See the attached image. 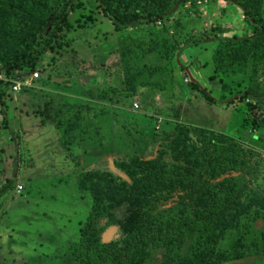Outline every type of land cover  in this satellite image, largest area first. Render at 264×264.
Listing matches in <instances>:
<instances>
[{
	"label": "rangeland",
	"instance_id": "1",
	"mask_svg": "<svg viewBox=\"0 0 264 264\" xmlns=\"http://www.w3.org/2000/svg\"><path fill=\"white\" fill-rule=\"evenodd\" d=\"M68 20L27 87L14 92L1 79L0 186L8 188L0 197V264H74L67 242L78 240L91 204L78 173L99 168L127 179L116 162L155 156L163 132L178 124L253 149L262 166L253 185L264 190V110L248 107L264 103V58L247 62L236 40L230 48L205 40L250 36L240 5L187 1L162 18L121 25L103 13L102 0H81ZM258 42L264 51V39ZM125 210L112 212L123 218ZM107 220L98 218L103 242L121 232ZM251 225L260 237L264 219ZM234 238L226 234L220 245ZM162 255L152 249L147 264H160ZM221 264H264V254Z\"/></svg>",
	"mask_w": 264,
	"mask_h": 264
},
{
	"label": "trees",
	"instance_id": "2",
	"mask_svg": "<svg viewBox=\"0 0 264 264\" xmlns=\"http://www.w3.org/2000/svg\"><path fill=\"white\" fill-rule=\"evenodd\" d=\"M196 0H102L103 13L114 23L129 25L162 18L179 5ZM238 4L253 25L250 36L213 37L230 48L239 44L245 60L259 62L264 51V0H228ZM81 0H0V61L8 76L33 71L58 32L71 27L69 13ZM139 39V44H141ZM195 44V43H194ZM184 45L182 48L187 46ZM1 69V68H0ZM2 80L0 79V97ZM249 110H264L254 101ZM256 114V113H255ZM254 151L228 134L178 124L163 132L155 156L129 155L116 164L127 176L91 168L77 175L78 187L91 194L90 211L78 240H69L66 251L74 264H147L154 248H162L160 264H221L264 254V231L259 237L251 222L264 219V190L253 181L262 170ZM167 156V157H166ZM7 185L0 186V197ZM126 205L123 218L112 209ZM120 227V236L101 241L103 226ZM235 233L228 246L220 242Z\"/></svg>",
	"mask_w": 264,
	"mask_h": 264
},
{
	"label": "built area",
	"instance_id": "3",
	"mask_svg": "<svg viewBox=\"0 0 264 264\" xmlns=\"http://www.w3.org/2000/svg\"><path fill=\"white\" fill-rule=\"evenodd\" d=\"M38 77V71H16L12 76H6V74L0 73V79L5 80L9 88L14 91H20L22 88L27 87L30 82Z\"/></svg>",
	"mask_w": 264,
	"mask_h": 264
},
{
	"label": "water",
	"instance_id": "4",
	"mask_svg": "<svg viewBox=\"0 0 264 264\" xmlns=\"http://www.w3.org/2000/svg\"><path fill=\"white\" fill-rule=\"evenodd\" d=\"M64 77H54V81H61Z\"/></svg>",
	"mask_w": 264,
	"mask_h": 264
}]
</instances>
